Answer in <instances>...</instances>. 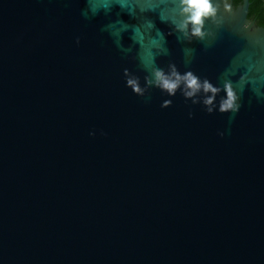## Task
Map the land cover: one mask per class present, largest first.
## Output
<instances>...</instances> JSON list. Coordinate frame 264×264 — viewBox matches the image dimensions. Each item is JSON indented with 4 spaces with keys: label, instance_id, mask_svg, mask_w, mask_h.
Segmentation results:
<instances>
[{
    "label": "water",
    "instance_id": "1",
    "mask_svg": "<svg viewBox=\"0 0 264 264\" xmlns=\"http://www.w3.org/2000/svg\"><path fill=\"white\" fill-rule=\"evenodd\" d=\"M82 6L0 0V264H264V103L245 90L220 137L225 115L145 102ZM191 46L215 79L239 41Z\"/></svg>",
    "mask_w": 264,
    "mask_h": 264
},
{
    "label": "clouds",
    "instance_id": "2",
    "mask_svg": "<svg viewBox=\"0 0 264 264\" xmlns=\"http://www.w3.org/2000/svg\"><path fill=\"white\" fill-rule=\"evenodd\" d=\"M71 2L64 0L65 5ZM82 4L79 15L83 20L105 18L99 31L132 65L121 70L124 87L145 102L157 90L164 97L159 105L162 109L171 107L177 95L182 97L189 119L193 107L207 115H225L226 126L217 131L220 137L230 133L245 90L250 94L249 103L253 99L264 103V21L243 11L242 0H82ZM158 24L166 25L168 31ZM222 33L239 41L228 66L215 79L194 72L191 65L197 50L191 45L198 42L207 51ZM168 36H175L181 45L180 59L162 65L159 58L171 55ZM74 42L79 46L81 37L77 35Z\"/></svg>",
    "mask_w": 264,
    "mask_h": 264
},
{
    "label": "trees",
    "instance_id": "3",
    "mask_svg": "<svg viewBox=\"0 0 264 264\" xmlns=\"http://www.w3.org/2000/svg\"><path fill=\"white\" fill-rule=\"evenodd\" d=\"M241 0H237L240 2ZM247 14L258 21H264V0H248Z\"/></svg>",
    "mask_w": 264,
    "mask_h": 264
}]
</instances>
